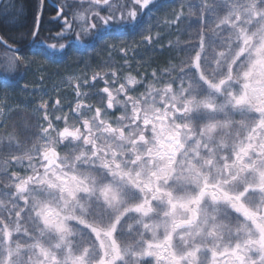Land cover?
Here are the masks:
<instances>
[{
    "label": "snow or ice",
    "instance_id": "6c2138e0",
    "mask_svg": "<svg viewBox=\"0 0 264 264\" xmlns=\"http://www.w3.org/2000/svg\"><path fill=\"white\" fill-rule=\"evenodd\" d=\"M53 7L49 38L65 43L41 38L39 13L26 36L0 37V126L20 71L73 38L153 44L186 19L183 2L146 28L158 0ZM190 7L199 30L166 49L184 57L142 74L126 41L105 43L122 64L62 76L75 106L41 97L35 124L0 137V264H264V0Z\"/></svg>",
    "mask_w": 264,
    "mask_h": 264
},
{
    "label": "trees",
    "instance_id": "16d2710c",
    "mask_svg": "<svg viewBox=\"0 0 264 264\" xmlns=\"http://www.w3.org/2000/svg\"><path fill=\"white\" fill-rule=\"evenodd\" d=\"M51 4L48 3V0H4L0 7V37H3L9 44L12 43V39H19L22 36H26L29 33L30 29H35L36 27V16L43 9L42 20L40 24V35L41 38H49L54 36L56 31H58L57 21L53 19L56 15V9L53 7L54 4L64 3L65 0H49ZM71 3L72 0H67ZM78 2V0H77ZM185 4L183 9L186 19L180 25L181 33L172 31L169 34V30L164 28L162 30L163 39L157 43L148 44L140 43L141 37L139 35L132 37L127 36L122 40L113 41L109 37L104 38V42H94L89 45L85 38L82 41H76L74 38L71 40L73 44V49L69 50V53L63 59H57L55 62L49 64L45 60H38V64L43 66V71L38 70L36 65L29 71L21 70L19 75L13 81L12 87L8 89V94L13 95L17 100L22 99L21 101L25 103L23 106L16 108L9 114V119L6 122V125L0 126V137L6 135V133H13L24 128H29L31 125L37 122V117L34 115V109L37 106L41 97L44 99L51 98L52 103L56 99H60L62 104H66L68 101H71L73 106H75L74 93L69 87L68 83L65 82L61 84V77H67L68 74L72 72H81L84 69V65L87 63L90 65L89 75L91 71L95 70L97 66L107 65H116L123 63V60L120 59L122 53L118 51H110L105 47V43L111 44L115 43L117 49L120 47V44L126 41L130 48H134L135 52H129V57L132 58L131 63L134 67L138 65H143V67L138 70L143 74L145 71L151 73L153 69L164 68L168 65L170 60L173 62L184 57V53L177 52L175 50L167 51L169 41H172L173 44L179 39L180 46H183V43L187 41L190 36L195 34L199 30L198 24H192V21L196 19L195 15L190 13L194 11L191 9L190 5L193 3H198L199 0H158L159 10L155 12V18L153 21H146L145 28L148 26V23H156V20H163L165 18V13H171L173 9L180 11V4ZM85 7L87 4L85 3ZM212 26L209 25V28ZM158 29L153 27L152 35H155ZM148 35L147 32L144 33ZM30 39V37H29ZM135 41V43H133ZM48 43H53L52 39L47 40ZM66 41H58L57 43H65ZM161 45L164 47L162 48ZM29 48L33 46L28 45ZM5 49L0 47V57L3 56ZM56 56H62L61 51L55 53ZM47 77V79L41 81V76ZM98 87H103V82H101ZM36 90L39 92L38 95L27 94L28 92H33ZM57 90H59V95H57ZM26 91V92H23ZM85 91H87L85 89ZM49 92L50 96H41ZM2 93H0L1 95ZM31 101L29 102L30 98ZM28 102L26 104V99ZM96 99H90L85 101V103L96 104ZM65 111L67 109L65 108ZM42 117V113L40 114Z\"/></svg>",
    "mask_w": 264,
    "mask_h": 264
},
{
    "label": "rangeland",
    "instance_id": "374dc122",
    "mask_svg": "<svg viewBox=\"0 0 264 264\" xmlns=\"http://www.w3.org/2000/svg\"><path fill=\"white\" fill-rule=\"evenodd\" d=\"M23 92H26V91H23ZM0 93H2V94L0 95V103H2V102H3V97H4V90H3L2 88H0ZM48 93H49V92H47V95L50 96ZM27 94L32 95V96L34 97V95H38L39 92H37L36 90H33V92H28ZM47 95L43 94V95H41V96H47ZM10 97H11V99L8 100V103H9L10 107L12 108V111L15 110V109L18 108V107L23 106V105L25 104V103H23V102L21 101L22 99L17 100L16 98L13 97V95H11ZM29 98H30V97H29ZM31 99H32V98H30L29 102L31 101ZM26 100H27V101H26V104H27V102H28V98H27ZM54 103H55V102H54ZM24 106H25V105H24Z\"/></svg>",
    "mask_w": 264,
    "mask_h": 264
},
{
    "label": "water",
    "instance_id": "95a60500",
    "mask_svg": "<svg viewBox=\"0 0 264 264\" xmlns=\"http://www.w3.org/2000/svg\"><path fill=\"white\" fill-rule=\"evenodd\" d=\"M3 1H4V0H0V7H1ZM48 3L51 4L49 0H48ZM39 14H41V16H42V14H43V9L40 10ZM40 24H41V23H40Z\"/></svg>",
    "mask_w": 264,
    "mask_h": 264
},
{
    "label": "flooded vegetation",
    "instance_id": "af4514ba",
    "mask_svg": "<svg viewBox=\"0 0 264 264\" xmlns=\"http://www.w3.org/2000/svg\"><path fill=\"white\" fill-rule=\"evenodd\" d=\"M47 1V0H46Z\"/></svg>",
    "mask_w": 264,
    "mask_h": 264
}]
</instances>
